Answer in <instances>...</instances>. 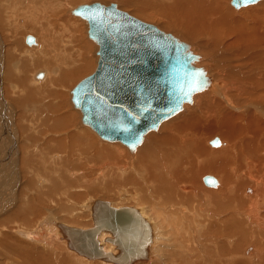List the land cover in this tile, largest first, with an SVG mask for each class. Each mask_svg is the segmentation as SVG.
Instances as JSON below:
<instances>
[{
    "label": "bare ground",
    "instance_id": "1",
    "mask_svg": "<svg viewBox=\"0 0 264 264\" xmlns=\"http://www.w3.org/2000/svg\"><path fill=\"white\" fill-rule=\"evenodd\" d=\"M218 1L220 2V0H154V4L157 5L158 3L159 7H161L162 5H166L164 4L166 2L167 4H171L170 7H165L161 9L159 13H161L164 17L166 16L167 17L165 18L166 20L168 18H171L175 26L182 29L185 33H187V35H192V37L196 39V42L192 41L193 44L188 42L187 40H184L180 36L175 35L173 32L167 31L166 28H164L165 26L143 21L142 19L121 9L116 2L105 3L102 1L103 2L102 3L99 1H94V2H99L104 6H108L110 3H114L116 9L123 11L128 15L135 17L145 23L152 24L163 33L170 34L173 38L177 39L178 41L187 44V48L192 53L197 55L196 59L193 61V65L197 67H202L205 73V82L203 88L192 93L191 101L183 103L182 108L178 112L162 120L158 124L156 129H151L146 133H144L142 137V141L134 149H129L126 145H124L120 141H108L102 139L89 125L83 123L81 121V117H82L81 111L78 108L74 107L71 101V89L73 88L72 87L69 90L70 102L72 104V107L75 108L79 113V121L76 125V128L83 127L89 130L91 133H93L101 142H105V143L109 142L113 144L99 143L100 144L99 145L98 143H95V145L97 144L96 146L99 149L97 150L92 146V144L94 143L92 139L93 143L92 144L89 143L88 146V143L86 142L82 143L80 139V137L83 135H85V137L87 135L88 137V134H86L81 129L76 130L78 131L77 133L74 134L70 133L68 135L70 141L68 144L71 145L69 147L70 150L72 148V154L75 151L79 153H81L80 151H87V150L93 151L94 156L88 158V160H90V162L92 163L95 161L96 157H103L105 155L109 157L114 165L111 166L110 168L107 167V169L109 170L111 169V171L113 169L114 170L116 169L117 174L116 173L112 174L113 180L110 181V183L106 182L107 185L105 187L104 185L100 186L97 184L95 185V187L100 192L102 189L103 193L108 194L109 190L112 191L111 190L112 188L110 189V186L113 183L114 185H117V188L114 190H116L115 191L116 193L118 192L119 198H123V200L127 199L126 201H128L127 196H129L130 194L129 192H131L130 190L128 192L127 187L131 188L132 190L131 193L133 194V196H135L134 198L139 199V202L144 200L143 198L146 195L144 194L142 195V193L140 192L145 187L143 185L144 183L141 184L140 182L141 177L139 178L138 174L139 172H141L142 169L144 171L143 173L145 174V178L149 179V176L152 171L153 177L150 179L151 181L150 184L153 183V180L155 179L156 180L155 186H157L156 188L160 189L164 193L161 194V196L159 197L162 198L160 204L162 205L164 204L163 202L167 203L170 200L174 202L172 209L176 214L174 213L175 215L174 214L172 215V212L170 211L171 214H166V216L167 217L170 216L169 218L176 216L178 220L181 219L182 224L184 225V232L182 231L183 235L179 238L181 239L182 244L186 245L188 249V250L185 249L187 250L185 254L187 255L188 258L186 264H211V261H214V259H217L216 261H214V264H226L228 260L234 259L235 257L238 258L239 257L238 255L244 257V259L242 258L243 259L242 260L241 258H238V260L232 264H264V253H263L264 251V103L261 100V97H264V72H262L264 71V52L260 54V59H261L260 73L256 74L260 78V81L258 80L259 85L261 86V88L262 87L263 88L261 90L258 88L260 91L256 89L257 92L256 90L253 89L255 93L253 94V96L255 99H258L259 102L249 101V103L247 102L246 104L245 101H248L249 99L248 97L244 99L240 97V101H238L239 99L237 98L239 97L232 95V93L230 92L231 90L236 89L238 87L237 85L238 81L235 84L233 82H228L227 80H225L227 79L225 77L222 78L221 76L225 74L224 68L219 67V69H216L215 67V69H213V67L215 66L213 57L207 55L208 53L205 54L203 51L202 52L200 51L198 53L193 48L194 43H197L198 41V45H199V39L205 37L207 35L206 34L207 32L212 34L213 42H211L212 40L211 41L209 40L210 42L209 41L200 42V45H203L205 47L206 46L211 47L212 45H214L213 48L216 47V44L219 42V40L222 37L224 39V36L226 35L232 36L231 39L232 41L230 40L231 42L229 43L227 41L226 47H229L231 44L236 45L237 42L239 41H241L244 47L246 45V48H251L254 46L264 47L263 45L264 44V2L259 3L256 6H251L250 8H246V10H242L241 13L243 16H247L248 18L253 20L252 22H248L249 20L244 18V20L246 19L247 21L246 22L244 20H238L239 18L237 16L236 18L238 19H234L235 16L232 17L233 11L227 10L224 12L222 8L223 6H221L222 4H220ZM259 1L261 0H258L255 3ZM1 2L5 3V0H0V4ZM14 2H15L14 5H9L7 3L9 6H5V5L0 6V28L4 30L7 29V31L8 30L11 31L10 32L11 39L13 38L12 40L16 42V39L14 40V37H16L15 35L19 32L20 28L23 29V27L26 25H27L26 27H28V25H30V27L31 25H37V27L32 26L33 29H31L30 27L29 28L31 30L39 32L38 34H40L45 40L42 46V42H39L40 40L38 36L35 35L36 37L35 38L33 37L34 38L33 43H26L25 38L26 36L29 35L26 34L23 37V43L24 45L26 44L29 46L25 49L27 50L29 49L30 52L28 54H22L20 57L21 59L20 64L17 67H14L13 69L11 68V65L13 66V64H15L16 62L19 63V61L13 60L16 56L15 55L16 50L10 49V51H12V53L15 54L11 58H9L11 60L10 61L11 65L8 66L9 67L8 69H5L6 71L3 70V66H4V62L7 60L5 59L4 61L3 60L4 55L0 54V65L2 66V68L0 69V74H1L0 81L4 79L6 81L15 80L18 81L20 85L19 88L17 89L16 85L13 82H8L7 89L9 90L10 88V91L4 88L3 84L0 85V126H1L0 129L2 130V138H3L2 140L11 143V145H13L12 150H15L18 147L16 141L17 140L19 141V139H15L14 136H12V133L10 134L11 115L7 112L8 109L5 107L6 97L4 98V96H8L12 98L9 100L15 102L16 103L15 105H17V103L21 107L23 105L22 108L24 109V111L26 108H28L26 109V111H28L27 114H25L24 111H22V109H19L22 111L21 116L24 113L25 116H28L29 118H31V120H33V118L38 119V117H41V121L40 122L36 121L33 123V125H32V121H30L29 125H32L33 127L32 129L28 128V131H26L25 128V125L28 124L27 119L24 118V123H25L24 125H22L23 121L21 122L19 120L21 123L17 121V124L19 123V127H20L19 132L20 133L25 132L24 133L25 141H22L23 142L22 148L24 151L23 152L24 154L22 156V162L24 166L23 167L20 166L21 167L20 174H22L21 183L19 182L20 186L22 187L20 190L22 192L23 189L32 186L34 187V191H32L27 197H25L24 198L25 200L22 199V203L23 201H26L27 205L24 206L23 204L22 205L23 208H20L18 206L19 212L18 211L16 212L17 215H20L19 221L30 222V220L27 218L26 215L32 213L30 216H34V212H35L31 209L30 201L36 200L37 198L41 200L44 194L47 197L46 198L47 201L42 200L36 202L37 205H35V208L39 209V206L42 204V202L44 204L49 203V205L51 203L58 204V201L52 202L51 196L52 194L56 195L55 193H57V196H59L58 195L59 193L57 192V190L60 188L59 184L51 181L48 175L45 177L37 176L40 170L43 173H48V171H50V168L52 166L48 167L49 158L44 157L43 162H46L44 165L46 167H41V166L36 167L30 163L36 160V158L38 157L37 156L38 152L40 151L43 153L44 151L46 152L47 151L46 148L49 149V151L47 152L48 156H52V158H54L55 156L59 157V153L56 154L51 153L52 148H54L55 150L56 147L57 148L59 147L58 143H55L58 142V140L56 141V139H52L45 146H38L37 141H39L41 139L40 137L42 136L43 129L41 128L44 127L45 130L52 131L53 133L56 127H58L62 123L65 124L63 118L66 116V114L67 115L70 114L69 111L66 110V114L60 116L55 121H53L54 117L59 116V113L54 111L53 106L58 105L57 98L58 97L60 98V96L62 95L59 93L60 92L59 88L63 87L66 89V87H68L69 84L71 83V80H75L77 77L81 75V72L84 71V69H86L84 67L82 68L83 66L82 61L84 56L81 55L82 52L85 53V51L84 50L82 51L81 47L79 46L80 41L82 39L81 31L78 28L79 23L76 22L78 27L75 26L76 24L70 25L71 23L69 19L71 18L60 19L57 16L62 9L61 7L62 6L65 7L67 1L62 2L60 0H46V3H44L43 6V8H45V14L41 17L39 21H38V16L40 12L36 10L38 0H29V4L27 6L22 5L23 3L24 5L27 4L26 0H15ZM90 3L93 2H88V3L80 2L76 4L74 7H72L69 10V14L73 16H78V15H74L72 13V10L78 5L90 4ZM229 3L231 4V1ZM255 3H251V4H255ZM251 4H247V5H251ZM233 13L236 14V12ZM78 17L84 20V22L86 23L87 37L92 41V43L95 46V56L97 58L94 66L95 69L99 58L97 54V50L99 46L94 39L88 36L87 20L80 16ZM165 23L164 25H166ZM58 35L59 37L61 35V37L59 38ZM56 37H58V39L55 40ZM35 39H36V44H35ZM68 43H70L71 45L70 52H65ZM34 44L35 46H32ZM33 47L39 49L31 50L30 48ZM246 52L247 51H245V54ZM9 56L10 55H7L6 58H8ZM37 65L40 66L39 68H41V66L50 67V68H46L49 70L45 69L42 71H38L35 73V75L34 73H32L31 77L34 76L36 79H41L45 75L44 80L37 82V84L32 86L30 84V81L32 79H30V77L28 76H30L29 73L31 72L30 71L31 67L34 68V66ZM85 66H87V64H85ZM94 69L92 70V72L94 71ZM53 71H55L56 74H53L54 73ZM3 72L5 78L3 76ZM40 72H41V76L39 77L38 73ZM211 73H214L215 76L213 77ZM251 73H254V71ZM3 89H6L5 90L6 95L5 93L3 95L4 92ZM11 89H14L13 92L11 91ZM236 93L238 92L236 91ZM251 93H253V91H248L249 95H252ZM212 95L219 97L221 100ZM6 105L7 107H9L8 102ZM3 110L4 111L7 110L6 111L7 113H5L8 116L7 118L4 116ZM246 110L247 112L245 114L243 113L244 116H242V113L240 112H245ZM237 111L240 112H238L237 114ZM221 114H222V118H221ZM66 118L69 117L66 116ZM79 122L83 126L79 125ZM5 126L7 129H5ZM157 129L158 131L156 132ZM57 130L59 129H56V131ZM160 130H162L161 134L159 135L154 134V132L158 133ZM15 132L16 131H14V133ZM19 132L17 133L18 135ZM44 133L45 132H43V134ZM214 134H219L220 137L224 138V140H222L221 138H218L219 137L218 135H216L219 140V143L215 144L214 146H218L220 144V146L216 148L210 146L211 140L215 138V137L211 138L210 136ZM18 137L20 138L21 136ZM242 137L244 138L243 140ZM208 138L211 139L208 140ZM61 139H62L61 142L65 141L64 138ZM116 142L122 144L123 147L125 146L128 152L130 153V155L131 156L134 155V156L133 157L127 156L126 155L127 151L125 150L126 151L125 152L124 149H122ZM18 143L21 145L20 142ZM33 144L36 146L33 147L34 146ZM164 152H166L167 156L163 154ZM0 158L2 157L0 156ZM120 158L123 160H121ZM3 159L5 160V158ZM79 161L81 162L82 158L81 160L79 159ZM119 161H126V162L118 164ZM67 165L69 167L70 166L73 167L75 164L72 165L70 162ZM66 166H63L62 168L64 169ZM99 166H100L99 169L104 168L102 165ZM13 167L15 166L13 165ZM74 168L75 167H73V171ZM9 170L10 173L14 171V169L12 168ZM158 171H159L158 175H155V173ZM206 173L213 174L217 178L218 180L217 186L210 187L212 185L214 186L216 183L215 184L205 183L204 178L210 177V176L204 177V174ZM72 174L69 175L73 176L74 174L73 175ZM16 177L17 176H15L14 177L15 179L14 178L13 179L17 180ZM10 179L11 178L9 177V180ZM35 180L37 181L35 182ZM22 182L23 185H21ZM46 183H49L50 187ZM60 183L62 186H64L62 181ZM203 183H205L206 185L204 184L205 185L204 186ZM1 187L3 186L1 185ZM250 187L252 188V190ZM92 188L93 186L91 187L90 190H92ZM246 191H249L251 194H247ZM153 193L157 194V191L153 190ZM72 195L74 197L77 196V194H69L68 196L73 198ZM165 195L167 196L168 201L166 200ZM63 197L65 196L63 195ZM53 198L56 197L54 196ZM71 198L70 199L67 198V200L63 199V201L65 200L66 203L61 201V203L63 204V206L61 205V207L65 206L63 212H61L64 213V215L71 216L73 215L71 211L73 209H75L76 211V208L73 209L69 208L70 205L69 202L67 201L72 200ZM7 199L8 198L6 196L3 198V202H5V205L2 206L3 208L0 207V213L3 211L2 214H6L8 213V211L11 210L14 211L13 207H16V206H10V208H8L6 212L4 206L11 205L10 203L6 204V201H8ZM55 200H59V199H55ZM96 200H94V202ZM121 200L122 199H120V201ZM17 201L18 199H16V202ZM93 203L91 205V218H92ZM120 203L123 204V202ZM110 204L114 207H120L118 205L116 206L113 205L111 202ZM140 205L135 204L128 206H132L136 208L141 214V216L148 221L150 225L151 239L146 248L147 256L144 259H140L133 262L132 264H142V262L147 261L148 257L150 258V256H151V260H156V258L161 260V258H159L158 255L155 256L154 254H156L158 250H159L158 253H160V250H162V246H163L159 244L161 241L160 239L161 237L159 236V231L162 229L164 230L165 228L164 227L159 230L160 225L158 224V222H160L161 219L159 218L158 215H160V212L152 208L150 209L152 210L151 213L146 212L144 208L141 207ZM121 206H125V205H121ZM160 208L165 209V207H160ZM54 209H55L54 211H56L57 208ZM59 209L62 211L61 208ZM146 210L148 211L149 209L147 208ZM153 210H155V212L157 211L156 213L157 216H155L156 217L155 219H152L154 216H151L154 214ZM65 212H67V214H65ZM21 215H23L24 218H22ZM8 217H6V219L5 218L0 219L2 227L12 226L8 222H11L12 221L11 218H14V216L10 218ZM53 219L54 217L52 215H49L48 217L45 218L44 222ZM13 222L16 224V220L15 221L13 220ZM54 224L58 227V230L56 229L57 227H54L51 224H47V226L45 225V230L44 231L42 230V232L41 229L43 228H41V226L38 227V230H36L37 228L36 229L33 228L30 230L19 229L16 232L17 233L21 232L20 234L21 236L22 234H24L25 237L33 240L32 242L36 243V245L40 243L39 242L40 240L43 241L45 240V238L48 239V237H51L49 234H51L52 232L53 234L51 235H54L55 233V235L58 236L57 238L61 237L66 241V239L63 236L62 230L60 228V224H64V223L59 222V220H57V222H54ZM65 225L68 224L66 223ZM92 225H93V221H92ZM72 227L74 226L72 225ZM43 234L47 237L44 238ZM109 236L111 237L112 235L108 232L102 231L98 236L99 243L101 244L105 252H111L113 254H117L118 249L115 247V245L113 243L106 242L104 240L105 237H109ZM13 243L15 246L16 242ZM48 244L49 243L46 242V245ZM66 246H67L66 249L79 255L75 251L68 248L67 241H66ZM17 247L15 246V248ZM246 247L249 248L246 249ZM251 250L252 252L248 255V251ZM244 252L248 256H245ZM31 254L32 253H29V255H27V257L29 256L28 257L29 260H24L25 256L22 255V259L24 260L23 264H30V262L32 263V261L37 263L43 262L40 259H38L39 256L38 253L33 255ZM88 260H102V259H88ZM102 261L115 264L110 261H105V260ZM60 263H62L61 258H60Z\"/></svg>",
    "mask_w": 264,
    "mask_h": 264
},
{
    "label": "rangeland",
    "instance_id": "2",
    "mask_svg": "<svg viewBox=\"0 0 264 264\" xmlns=\"http://www.w3.org/2000/svg\"><path fill=\"white\" fill-rule=\"evenodd\" d=\"M14 1L15 0H13V1L12 0L11 1L10 0H5V3L1 2L0 6L1 5H5V6L14 5L15 4ZM60 1H62V2L67 1L68 5L66 4L65 7L64 6L61 7L62 9L57 15L58 18H60V19L61 18H71V19H69L70 23H71L70 25H75L76 24L75 26H77V27L79 25L78 28L80 29L81 35H82V39L80 41L79 46L81 47L82 51L83 50L85 51V53L82 52V54H81L82 56H84L83 61H82V63H83L82 68L84 67L86 69H84V71L81 72V75L79 77H77L75 80H71V83L69 84L68 87H66V89L63 88V87L59 88V91H60L59 93L62 94V95L60 96V98L59 97L57 98L58 105L53 106L54 111L59 113V116L54 117L53 121H55L60 116H63L64 114H66V110H68L70 114H68V115L66 114V116H68L69 118H66V116L63 118L65 124L64 123L60 124L58 127H56L54 129L53 133H52V131L45 130L44 127L41 128V129H43L42 131L45 132V133L43 134V132H42V136L40 137L41 139L39 141H37L38 142V146H45L52 139H56V141L58 140V142H55V143H58L59 147L58 148L56 147L55 150H54V148H52L51 153L52 154L59 153V157L55 156L54 158H52V156H48L47 152L49 151V149L46 148L47 151L46 152L44 151L45 154L43 152H41V151L38 152V154H37L38 157L34 161L35 163L33 161L30 163V164H33L36 167H40V166L41 167H46V166H44L46 162H43L44 161V157L49 158L48 159V167L52 166L50 168V171H48V173H43L40 170L39 174H41V175L38 174L37 176L45 177V176L48 175V177L50 178L51 181H53L54 183L59 184L60 188L57 190V192L59 193L58 195L60 197L57 196V193H55L56 195L52 194V196H51L52 197L51 198L52 202L58 201V204L51 203L49 205V203H45L44 204L42 202V204L39 206V209L35 208V205H37L36 202L42 201V200L43 201H45V200L47 201V199H46L47 197L42 193L43 194L42 198H45V199L41 198V200H40L39 198H37V199L35 198L36 200L30 201L31 209L33 211H35L34 212V216H30L32 213L26 215L27 218L30 220V222L29 221H24V222L19 221L20 220L19 219L20 215H17V212H16V211L19 210L18 206L20 208H23V206H22L23 204H24V206L27 205L26 201H23V203H22V199L25 200L24 198L27 197L32 191H34V187H32V186L29 187L30 189L29 188H25L26 190L23 189V191H22L23 193L20 190L22 188L20 186L21 177H22L21 176L22 174H20V172H21L20 168L24 166L23 162H22V156L24 154L23 153L24 151H23V148H22V145H23L22 141H25V139H24V136H25L24 133L25 132L24 133L23 132L22 133L19 132V130H20L19 123H21L23 121L22 125H24L25 124L24 123V118L27 119L28 120V124L25 125V128H26V131H28V128L32 129V127H33L32 125H33L34 122H36V121L40 122L41 121V117H38V119L33 118V120H31V118H29L28 116H25V114H27V112H28V111H26V109H28V108H26L25 111H24V109L22 108L23 105H22V107L19 106L18 103H17V105H15L16 103L11 100L13 102V104H12V102L9 100V99H12V98H10L8 96H4V98L6 97V99H7V100L5 99V101H6L5 107L8 109V111L7 110L6 111L11 115L10 118L12 119L11 120L9 118L10 119V125H11V130L9 129L10 130V134L12 133V136H14L15 139H19V141L18 140L16 141V144L18 145V147L16 146L17 148L15 150H12L13 149V145H11V143H9V142H5L4 140H2L3 139L2 138V130L0 129V137H1L0 140H2V141H0V149L2 150V151L0 150V156L2 157V158H0V207L3 208L2 206L5 205V202H3V198L5 196L8 198L7 199L8 201H6V204H9V203L11 204V205L4 206L6 212H7L8 208H10V206H16V207H13L15 213H14L13 210H11L12 212L8 211V213H6V214H2L3 211L0 213V216H1L0 219H4V218L6 219V217H8V216H9L8 218L14 216V218H11L12 221L9 220L11 222H8V223H10L12 225L10 227L9 226L2 227L1 226L2 224L0 222V264H23L24 260H29V258H28L29 256L27 257V255H29V253H32L31 255L38 253V255H39L38 259L43 261L41 263L40 262L37 263V262H33L32 261V263L30 262V264H36V263L37 264H111L109 262H104L102 260H88V259H86V258H84L82 256H79V255L75 254L74 252L66 249L67 248L66 241L63 238H61L60 235H59L60 238H57L58 236L55 235V233H54V235H51V234H53V232L51 234H49L51 237H48V239L45 238L47 236H45L43 234V237L45 238V240H43V241L40 240L39 241L40 243L38 245H36V243H33L32 242L33 240L25 237L24 234H22V236H23L22 237L20 235L21 232L20 233L16 232L19 229L30 230V229H33V228L34 229L37 228L36 230H38L39 226H41V228H43V229H41V232H42V230L43 231L45 230V225L47 226V224H51L54 227H57L54 224V222H57V220H59V222H62L64 224L67 223L68 225H71V226L73 225L74 227L88 228V227H90L92 225L91 205L94 202V200H96V199L105 200V201H108L109 203L111 202L115 206L116 205H118V206H121V205L128 206V205H135V204L140 205L141 204L140 206L143 207L146 212H150V213L152 212V210H150L151 208L159 211L160 215H158V216L161 219V221L158 222V224L161 227V228L159 227V230L165 227L164 230L162 229V230L159 231V236L161 237L160 238L161 241H160L159 244H161L163 246H162V250H160V253H158V251H159L158 250L157 251L158 254L156 253L154 255L155 256L158 255V257L161 258V260H159L158 258H156V260H151V256H150V258L148 257V260L145 261V262H142V264H160V263L161 264H170V263H172V264H181V263L182 264H186L188 258H187V255L185 254V252H187L188 249H187L186 245L182 244L181 239L179 238V237H181L183 235L184 225L182 224L181 219L178 220V218H176V216H173L172 218H169L170 216L169 217L166 216V214H171V212H172V215L175 213L173 211V209H172V206L174 205V202H172L171 200L168 201V198L165 195L166 200L168 202L167 203L163 202L164 204H162V205L160 204V201H161L162 198H159V197L161 196V194H164V193L160 189L156 188L157 186H155V184H156V180L155 179H154L155 181L153 180V183L150 184V182H151L150 179L153 177L152 171H151V174L149 176V179L145 178V174L143 173L144 171L142 169H141V172H139V174H138L139 178L143 177L142 180L140 178V182H141V184L144 183L143 185L145 187L142 190L143 192L141 191L140 193H142V195L143 194L146 195L147 197L145 196L143 198L144 200L139 202V199L138 198L137 199L134 198L135 196H133V194L131 193L132 192L131 188L129 187L130 188L129 189L127 187L128 192H129V190L131 192H129L130 194H129V196H127L128 201H126L127 199L123 200V198H119L118 192L116 193L115 192L116 190H114V189L117 188V185H114L113 183L110 186V189L112 188L111 189L112 191L109 190L108 194L103 193L102 189H101V192H100L95 187L96 184L100 185V186L104 185V187H105L107 185L106 182L110 183V181L113 180V178H112L113 175L112 174H114V173L117 174V172H116L117 170L116 169L115 170L113 169L112 171H111V169L110 170L107 169V167L110 168L111 166L114 165L109 157H107L106 155L103 156V157H96L95 161L92 163V162H90V160H88V158L94 156L93 155L94 154L93 151H91V150L80 151L81 153L75 151L72 154V148L70 150L69 146H71V145L68 144L70 142L68 135L70 133H72V134L77 133L78 131H76V130H79V129H81L86 134H88V137H87V135H86V137H85V135L80 137L82 143L86 142V143H88V146H89V143L92 144L93 141H94V143H93L94 145H95V143L104 144L105 142H101L100 140H98V138L93 133H91L89 130H87V129L83 128V127L76 128V125H77V123L79 121V113L77 112V110L75 108L72 107V104L70 102L69 90L81 78H83L84 76H86V75H88V74H90L92 72V70L94 69L95 62H96L97 58L95 56V46L92 43V41L87 37V34H86V30H87L86 23L84 22V20H82L78 16H73V15L69 14V10L72 7H74L76 4L80 3V2H86V3L94 2V1H99V2L103 1L105 3L116 2L121 9L131 13L132 15L142 19L143 21H147V22H151V23H155V24H158V25L165 26L164 28H166L167 31L173 32L175 35L180 36L181 38H183L184 40H187L188 42H190L192 44H193L192 41L196 42V39L193 38L192 35H187V33H185L182 29H180L179 27L175 26V24L172 22L171 18H168L166 20L165 18H167V17L166 16L164 17L161 13H159V11L161 9L171 6V4H167V2L164 3L166 5H162L161 7H159L158 3H157V5L154 4V0H60ZM230 1L231 0H220V2L219 1L218 2L220 4H222L221 6H223L222 8H223L224 12L227 11V10L236 12V14L232 12V17L235 16L234 19H238L239 18L238 20H244V18H246L247 20H249L248 22H252L253 20H251L247 16H243L242 13H241L242 10H246V8H250L251 6H256L257 4L264 2V0H261V1L257 2V3H255V4L235 7V6H233L232 4L229 3ZM26 2H27L26 5H24V3L23 4L21 3V4L23 6H27L29 4V0H26ZM44 3H46V0H38V4H37L38 8L36 7V10L38 12H40V14L38 16V21L45 14V8H43ZM60 5H61V3H60ZM236 16L238 18H236ZM12 18H13V16H12ZM246 19L244 21H246ZM76 22H78L79 24L77 25ZM164 23L166 25H164ZM26 26H24L23 29L20 28L19 32L17 33L18 35L17 34L15 35L16 37H14V40L16 39V42L12 40L13 38L11 39V36H10V32L11 31L8 30L9 31L8 32L7 29L4 30V29L0 28V42H1L0 43V54L4 55L3 56V60L4 61H5V59L7 60V61H5L6 65L9 64V65H7V68H6V65H5V62H4L3 70L9 68L8 66L11 65L10 64L11 60L9 58H11L15 54V53H12V51H10V49L16 50V54H15L16 56H15V58L13 60L14 61H19V63L16 62L17 64L15 63V64H13V66L11 65L12 69L14 67H17L20 64V62H21L20 57H21L22 54H28L30 52L29 49L28 50L25 49V48H27L29 46L26 45V44L24 45V43H23V37L26 34L32 35L34 38L36 37L35 35H37L39 40H40L39 42H42V46H43V44L45 42L44 38L40 34H38L39 32L31 30V29H33L34 26L37 27V25H31V27H30V25H28V27H26ZM11 34H13V33H11ZM206 34L207 35L205 37H202V39H199V45H198V41H197V43H194L193 48L195 49V51H197L198 53L200 51L201 52L203 51L205 54L208 53L207 55L212 56L213 59H214V62H215V66L213 67V69H215V67H216V69H219V67L224 68V73L225 74L223 76H221L222 78L225 77V78H227L225 80H227L228 82H233L235 84L238 81L237 82L238 87L236 89H233V90L230 91L232 93V95H234L236 97H239V98H237V99H239L238 101H240V97H242V99L248 97L249 98L248 101H245L246 104H247V102L249 103V101L250 102H254V101L255 102H259L258 99L254 98L253 94H255L254 90H256L258 88L261 90L263 88V87L261 88V86L259 85L260 78L256 74L260 73V68H261V66H260L261 65L260 54L262 52H264V47L254 46V47H251V48H246V45L244 47L242 45L241 41L237 42L236 45L235 44L232 45L230 43L231 45L229 47H226V45H227L226 42L228 41V43H229V42L232 41L231 40L232 39L231 35L230 36H228V35L224 36V39L222 37L219 40V42L216 44V47H214V48H213L214 45H212L211 47L210 46H206L205 47L203 45H200V42H204V41L208 42L209 40L210 41L212 40V34L209 33V32H207ZM58 37H59V35H58ZM58 37H56L55 40L58 39ZM60 37H61V35H60ZM211 42H213V40ZM35 44H36V39H35ZM35 44L32 45V46H35ZM223 44H224V46H223ZM1 46H3V47H1ZM14 46H15V48H14ZM70 46H71L70 43H68L67 46H66L65 52H70ZM262 48H263V50H262ZM30 49L31 50H36V49H39V48L33 47V48H30ZM244 50L247 51L246 54H245ZM7 55H10V56L8 58H6ZM85 64H87V66H85ZM39 67L40 66H38V65L34 66V68L31 67V70H30L31 72L29 73L30 76H28V77H30V79H32L30 81V84L32 86L37 84V82H40V81L44 80V77H45V75H44L41 79H36L34 76L31 77L32 73H34V75H35V73L38 72V71H42V70H45L46 68H50V67H45V66H43V67L41 66V68H39ZM1 68H2V66L0 65V69ZM35 69H37V70H35ZM38 69H40V70H38ZM253 69H255L256 71L253 70ZM46 70H49V69H46ZM253 71H254V73H251ZM4 72H3V76H4ZM53 72H54L53 74H56L55 71H53ZM262 72H264V71H262ZM211 74H212L213 77L215 76L214 73H211ZM4 78H5V76H4ZM0 80H1V76H0ZM8 82H13L16 85L17 89L20 86L18 81H15V80L14 81H6L5 79L0 81V85L3 84L4 88L7 89L8 88L7 87V83ZM241 82H244V83H241ZM6 89H3L4 90L3 95H4V93L6 95V92H5ZM259 89H258V91H260ZM13 90L14 89H11L12 92H13ZM8 91H10V88H9ZM236 91L238 93H236ZM248 91H253V93H251L252 95H249ZM256 92H257V90H256ZM212 96L217 97L215 95H212ZM217 98H219V97H217ZM261 100L264 103V97H261ZM7 102H8V106L9 107H7V105H6ZM19 109H22V111H24L25 114L23 113V115L21 116L22 111L19 110ZM6 111L3 110L4 116L7 118L8 116H7V114H5V113H7ZM233 112H236V111H233ZM238 112H240V111H237V114H238ZM246 112H247V110L245 112H240V113H242V116H244V114ZM60 114H62V115H60ZM221 118H222V114H221ZM17 121L19 122L18 124H17ZM30 121H32V125H29ZM66 121L68 122V124H67ZM168 121H165V122H168ZM28 125H29V127H28ZM62 125H64V126H62ZM79 125H81L80 122H79ZM81 126H83V125H81ZM5 129H7L6 126H5ZM12 129H13V131H12ZM41 129H39V130H41ZM56 129H59V130L56 131ZM14 131H16L15 132L16 134L14 133ZM157 131H158V129L156 130V132ZM18 132H19V135L17 134ZM161 133H162V130H160L158 133L154 132L155 135H159ZM219 134H214V135H212L210 137L213 138V137H217L216 135H218L219 136L218 138H221L222 140H224V138L220 137ZM18 136H21V137L19 138ZM61 138H64L65 141L61 142V140H62ZM211 138H208V140H210ZM92 139H93V141H92ZM243 139L244 138L242 137V140ZM18 142H20L21 145ZM108 143H105V144H108ZM116 143H118V142H116ZM93 144H92L93 148L99 150L98 147L96 146L97 144L95 145V147H94ZM109 144H113V143H109ZM118 145L122 149H124V151L125 150L127 151V152L125 151L127 156H129V157H133L134 156V155L133 156L130 155V153L128 152V150L126 149L125 146L123 147V145L120 144V143H118ZM5 146H6V148H5ZM35 146L36 145H34L33 147H35ZM210 146L216 148V147H219L220 144L218 146H214V145L210 144ZM1 153H2V155H1ZM42 154H44V155H42ZM163 154L166 155V152H164ZM138 156H139V154H138ZM77 157H78V159H77ZM80 157L82 158L81 162L79 161V159L81 160ZM3 158H5V160ZM50 160H53V161H50ZM66 160H67V162H66ZM121 160H123V159H121ZM70 162H71L72 165L75 164L73 166V167H75L74 171H73V167L72 166L69 167L67 165ZM124 162H126V161H119L118 164H121V163H124ZM64 163H67V164H64ZM76 163H78V164H76ZM153 163H155V162H153ZM92 164H94V165H92ZM13 165L15 167H13ZM66 165L68 166V168H67ZM99 165H102V166L104 165L103 167L106 170L104 168L103 169H99L100 168ZM63 166H66V167L63 169L62 168ZM11 168L14 169V171L10 173L9 169H11ZM71 170H72L74 175L72 174ZM108 170L111 171V172H109ZM14 172H16V173H14ZM74 172H76L77 174L74 173ZM141 173H143L144 175L141 174ZM158 173H159V171L156 172L155 175H158ZM69 174H72L75 177H73V176H71ZM206 174H204V177L205 176H210V177H213L216 180V184L214 186L212 185L210 187L217 186V184H218L217 178L213 174H210V173H206ZM15 176H17L16 177L17 180H14ZM9 177L11 178L10 180H9ZM98 179H100V180H98ZM102 180H103V182H102ZM36 181L37 180H35V182ZM61 181L63 182L64 186L61 185V183H60ZM100 182H101V184H100ZM104 182H105V184H104ZM31 183H32V181H31ZM46 184H48V186L50 187L49 183H46ZM204 184L205 183H203V185ZM1 185L3 187H1ZM4 185L7 186V187H5ZM21 185H23V182H22ZM145 185H147V186H145ZM34 186H36V185H34ZM92 186H93V188H92V190H90ZM153 190H156L157 194H154ZM251 190H252V188H251ZM50 192H52V191H50ZM106 192H107V190H106ZM246 193L247 194H251L249 191H246ZM61 194H63L65 197H63V195H61ZM69 194H77L78 197L75 196V197H77V198H75L72 195L73 198H71V197L68 196ZM131 194L133 196V199H132ZM155 195H157V196H155ZM54 196L56 198H53ZM117 196H118V199H117ZM20 197H21V199H20ZM57 197H59V198H57ZM156 197H158V198H156ZM67 198H69V199L71 198L72 199L70 201H67V202H69V205H70L69 208H72V209L76 208V211H75V209H73L72 211L70 210L72 212V214H73L71 216L64 215V213H61V212H63V209L65 208V206L61 207V205L63 206L61 201L66 203L65 200L63 201V199L67 200ZM16 199H18L17 202H16ZM55 199H59V200H55ZM74 199H76V200H74ZM120 199H122V200L120 201ZM119 201L123 202V204H121ZM157 201H159V202H157ZM15 202H16V204H15ZM71 204H74V205H71ZM166 205H167V207H166ZM53 207L57 208L56 211H54L55 209ZM160 207H165V209H163V208L161 209ZM59 208H61L62 211ZM147 208L149 209L148 211L146 210ZM167 208H168V210H167ZM155 210H153L154 214L151 215V216H154L152 219H155L156 218L155 216H157V214H156L157 211L155 212ZM65 214H67V212H65ZM49 215H52L54 217V219L44 222L45 218L48 217ZM15 217H16V219H15ZM21 217L24 218L23 215H21ZM13 220L14 221L16 220V224L13 222ZM56 229L58 230V227ZM175 237H177V238H175ZM12 241L16 242L15 246L16 247L18 246L17 248H15L14 243ZM46 242H48L49 244L46 245ZM43 243H45V244H43ZM25 244H28V245H25ZM252 245H254V244H252ZM20 248H21V250H20ZM247 248H249V247H246V249ZM185 249H187V250H185ZM251 252H252V250L248 251V255ZM263 253H264V251H263ZM22 255L25 256L24 260L22 259ZM244 255L248 256V255H246L245 252H244ZM238 256H239L238 258H241V259L243 258L244 259V257H241L240 255H238ZM63 257H64V259H63ZM60 258H61L62 263H60ZM238 258L235 257L234 259L228 260L226 262V264H232V263L236 262L238 260ZM157 260H159V261H157ZM216 260L217 259H214V261H216ZM214 261H211V264H214Z\"/></svg>",
    "mask_w": 264,
    "mask_h": 264
},
{
    "label": "water",
    "instance_id": "3",
    "mask_svg": "<svg viewBox=\"0 0 264 264\" xmlns=\"http://www.w3.org/2000/svg\"><path fill=\"white\" fill-rule=\"evenodd\" d=\"M256 1L231 0V4L240 7ZM72 13L87 20L99 58L94 71L71 89V101L81 111V121L102 139L134 149L144 133L156 129L203 88L204 70L193 65L197 55L170 34L116 9L114 3L81 4ZM25 40L34 42L31 35ZM217 143V137L211 140L212 145ZM204 181L216 183L212 177ZM92 221L88 228L60 224L68 248L88 259L115 264H132L147 256L150 225L136 208L114 207L97 199ZM102 231L112 235L104 240L115 245L117 254L103 250L98 240Z\"/></svg>",
    "mask_w": 264,
    "mask_h": 264
}]
</instances>
